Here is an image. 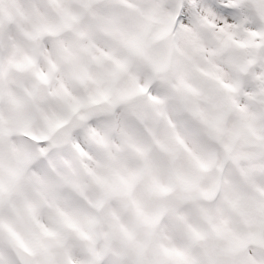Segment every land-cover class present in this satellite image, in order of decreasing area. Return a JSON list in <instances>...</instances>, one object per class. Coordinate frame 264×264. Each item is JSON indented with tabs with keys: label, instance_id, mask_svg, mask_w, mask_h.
<instances>
[{
	"label": "snow or ice",
	"instance_id": "1",
	"mask_svg": "<svg viewBox=\"0 0 264 264\" xmlns=\"http://www.w3.org/2000/svg\"><path fill=\"white\" fill-rule=\"evenodd\" d=\"M0 264H264V0H0Z\"/></svg>",
	"mask_w": 264,
	"mask_h": 264
}]
</instances>
